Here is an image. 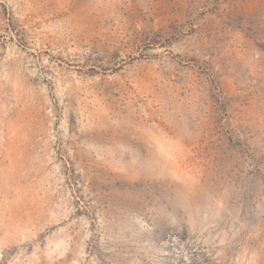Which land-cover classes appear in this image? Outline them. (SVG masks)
I'll list each match as a JSON object with an SVG mask.
<instances>
[{"label":"rangeland","instance_id":"obj_1","mask_svg":"<svg viewBox=\"0 0 264 264\" xmlns=\"http://www.w3.org/2000/svg\"><path fill=\"white\" fill-rule=\"evenodd\" d=\"M0 264H264V0H0Z\"/></svg>","mask_w":264,"mask_h":264}]
</instances>
